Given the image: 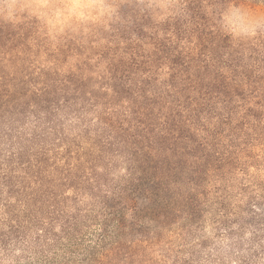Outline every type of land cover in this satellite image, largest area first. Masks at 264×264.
Here are the masks:
<instances>
[{
  "label": "trees",
  "instance_id": "trees-1",
  "mask_svg": "<svg viewBox=\"0 0 264 264\" xmlns=\"http://www.w3.org/2000/svg\"><path fill=\"white\" fill-rule=\"evenodd\" d=\"M262 21L117 0L52 43L0 14V264H264Z\"/></svg>",
  "mask_w": 264,
  "mask_h": 264
},
{
  "label": "rangeland",
  "instance_id": "rangeland-1",
  "mask_svg": "<svg viewBox=\"0 0 264 264\" xmlns=\"http://www.w3.org/2000/svg\"><path fill=\"white\" fill-rule=\"evenodd\" d=\"M116 1L48 0L45 3L43 0H0V14L13 21L19 17L36 21L44 34H50V42L54 43L66 32L79 35L83 30L90 31L88 27L109 20ZM12 5H19V7L14 8ZM181 257L188 259L190 256L183 257L182 255ZM168 264H174V262L169 261ZM193 264L204 263L194 260Z\"/></svg>",
  "mask_w": 264,
  "mask_h": 264
},
{
  "label": "clouds",
  "instance_id": "clouds-1",
  "mask_svg": "<svg viewBox=\"0 0 264 264\" xmlns=\"http://www.w3.org/2000/svg\"><path fill=\"white\" fill-rule=\"evenodd\" d=\"M12 7H14V8H18L19 7V5H12ZM258 29L259 30H264V21H262L261 22V24L258 26ZM257 33H250L249 34V36H254V35H256ZM237 39H241V38H246V37H236Z\"/></svg>",
  "mask_w": 264,
  "mask_h": 264
},
{
  "label": "snow or ice",
  "instance_id": "snow-or-ice-1",
  "mask_svg": "<svg viewBox=\"0 0 264 264\" xmlns=\"http://www.w3.org/2000/svg\"><path fill=\"white\" fill-rule=\"evenodd\" d=\"M43 2L47 3V2H48V0H43Z\"/></svg>",
  "mask_w": 264,
  "mask_h": 264
}]
</instances>
